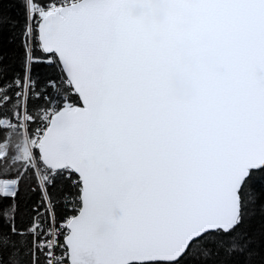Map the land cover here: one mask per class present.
<instances>
[{"label":"snow or ice","instance_id":"1","mask_svg":"<svg viewBox=\"0 0 264 264\" xmlns=\"http://www.w3.org/2000/svg\"><path fill=\"white\" fill-rule=\"evenodd\" d=\"M15 2L0 264H253L264 0Z\"/></svg>","mask_w":264,"mask_h":264},{"label":"trees","instance_id":"2","mask_svg":"<svg viewBox=\"0 0 264 264\" xmlns=\"http://www.w3.org/2000/svg\"><path fill=\"white\" fill-rule=\"evenodd\" d=\"M20 7L15 2V0H0V13L6 17L19 18L20 17ZM12 31L8 25L3 27V31L0 32V49L9 54L8 59L5 63L10 66V73L22 72V66L18 58H15L11 53L17 49L19 40L12 41ZM35 76L43 78L45 75L42 66H37L33 70ZM36 103H40L37 101ZM61 187L58 185L57 188L52 189V191H57ZM256 194L258 200L255 206V215L251 216L250 219L246 220L245 228L250 233L253 238V248L258 253L257 256L253 258V264H264V215L261 214L260 205L264 204V186L261 184L257 185ZM38 192L27 191L24 186L21 188L19 196V205L21 213L25 212L27 206L31 204L32 201L38 199ZM233 264H247L244 257H236Z\"/></svg>","mask_w":264,"mask_h":264}]
</instances>
